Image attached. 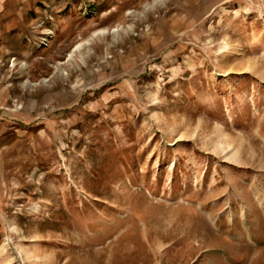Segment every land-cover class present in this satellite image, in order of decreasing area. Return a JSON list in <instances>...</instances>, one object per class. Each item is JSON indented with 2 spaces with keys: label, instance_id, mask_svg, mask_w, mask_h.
<instances>
[{
  "label": "rangeland",
  "instance_id": "1",
  "mask_svg": "<svg viewBox=\"0 0 264 264\" xmlns=\"http://www.w3.org/2000/svg\"><path fill=\"white\" fill-rule=\"evenodd\" d=\"M153 1L0 0V264H264V0Z\"/></svg>",
  "mask_w": 264,
  "mask_h": 264
},
{
  "label": "bare ground",
  "instance_id": "2",
  "mask_svg": "<svg viewBox=\"0 0 264 264\" xmlns=\"http://www.w3.org/2000/svg\"><path fill=\"white\" fill-rule=\"evenodd\" d=\"M159 2H158V0H154L153 2H152V5H155V4H158ZM148 5V4H147ZM151 5V4H150Z\"/></svg>",
  "mask_w": 264,
  "mask_h": 264
}]
</instances>
